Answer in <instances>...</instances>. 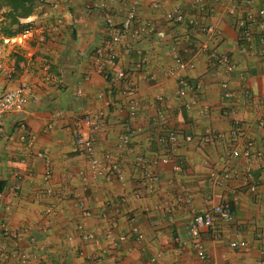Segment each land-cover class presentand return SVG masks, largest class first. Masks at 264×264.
<instances>
[{
    "label": "crops",
    "instance_id": "obj_1",
    "mask_svg": "<svg viewBox=\"0 0 264 264\" xmlns=\"http://www.w3.org/2000/svg\"><path fill=\"white\" fill-rule=\"evenodd\" d=\"M56 1L59 8L52 14L35 7L27 17L33 37L19 33L6 42L0 35V61L13 68L9 79L0 72V91L20 84L28 88L22 111L3 118L0 220L14 236L2 240L0 252L7 257L0 254V264H21L14 253L28 255L22 264H147L151 257L155 264H202L186 221L217 203H230L231 216L199 231L196 239L207 264H256L264 248V159L232 157L228 150L241 148L244 139L254 147L264 140V128L256 124L264 117V70L258 32L253 29L249 43L241 40L227 8L233 3L236 12H252L264 0H251L250 6L246 0H135L134 20L125 15L130 0H105L119 33L112 69L124 73L114 81L93 70L92 51L108 37L99 9L87 13L89 0ZM174 7L196 22L165 21L163 12ZM55 16L62 18L58 32L38 42L36 32ZM136 28L139 33L132 38ZM210 49L228 55L233 70L217 66L207 55ZM174 54L193 61L182 71L190 87L181 97L174 94L176 79L170 72ZM223 77L234 92L231 97L222 95ZM125 81L136 87L135 93L125 91ZM242 88L248 96L239 94ZM129 95L135 101L132 112ZM97 111L103 122L91 135L98 154L109 152L119 177L92 179L86 157L74 150V132L88 134L79 118ZM168 130L178 137L173 146L164 139ZM23 132L33 136L30 147L20 137ZM123 134L128 141L119 147ZM185 135L192 140L183 141ZM37 152L49 160L47 181ZM153 156L170 158L150 169L139 162ZM222 170L229 176L216 185L210 173ZM146 171L157 177L152 189L144 185ZM15 172L21 178L11 196ZM132 225L141 234L139 241ZM82 231L93 236L83 239ZM120 234L126 238L112 246L110 236ZM234 239L245 247H229Z\"/></svg>",
    "mask_w": 264,
    "mask_h": 264
},
{
    "label": "built area",
    "instance_id": "obj_2",
    "mask_svg": "<svg viewBox=\"0 0 264 264\" xmlns=\"http://www.w3.org/2000/svg\"><path fill=\"white\" fill-rule=\"evenodd\" d=\"M201 1V0H197ZM252 3L251 0H246V4L250 6ZM107 4L105 0H89V3L85 5L84 10L89 13L93 10V8H98L101 17L103 20L104 27L108 32L107 39H104L101 44L94 47L92 51V64L93 70L99 73L104 80L107 81H114L123 78L124 73L122 71L113 70L112 65L115 58V51L113 49V44L118 42L119 40V33L114 28V22L112 18V14L107 10ZM152 6H157L156 2H152ZM236 6L232 3L227 8V13L234 16L233 24L240 35V39L249 43L252 40L253 36V29L256 30L259 34V48L257 50L259 56V64L261 68L264 70V6L255 7L252 12L246 10L243 12H236ZM36 8L38 10H45L47 8V13L52 14L59 8V4L56 0H37ZM137 13V6L135 0H130L129 8L127 9L125 15L128 20H134ZM163 19L170 23H181L185 18V14L180 10L178 7L170 8L163 12ZM21 22L29 23V26L24 28L21 32L22 35H27L28 37H33L34 30L30 25L29 20L26 18L20 19ZM186 22L190 25H193L196 20L194 18H188ZM62 23V18L60 16H55L54 21L50 24H45L43 27L40 28L36 32V39L38 42H44L48 35L54 34L58 32L59 26ZM146 27L151 31L153 28L150 25H146ZM206 29H210L207 27ZM139 29H133L131 32V37L134 38L138 35ZM8 40L6 39V42ZM207 52L208 57L213 60V62L224 69L225 72H231L234 68V63L231 58L223 54L221 52L216 51L215 49H210ZM174 60V68L170 71L171 73L175 74L176 79V88H175V96L181 97L186 93V90L190 87L184 75H182V71L191 69L193 67V61L191 58L182 59L178 57L177 54L173 55ZM48 65H44L42 70L44 71L45 78L48 77L47 74ZM0 72L5 76V78H10L13 72L12 67H5L0 61ZM219 86L222 89V95L225 97H231L234 95V92L229 90L227 87V80L223 77L219 81ZM125 91L129 94H133L136 91V87L131 84V82H124ZM81 90L77 89L76 94H80ZM239 94L248 96V92L246 89L242 88L239 90ZM28 97V88L23 85H17L11 87L9 89L0 91V138L3 135L4 127H3V118L6 114L9 113H17L21 112L24 108V105L27 101ZM128 103V110L132 112L134 110L135 101L133 100L132 96L129 95ZM264 102V100H263ZM79 122L81 126H84L88 130V134H83L80 130L75 131L73 134V147L74 150L78 154H82L87 159L88 170L90 171V175L92 179L102 177L108 178L112 175H118V168L116 163L111 161L109 152H102L101 155L97 153L96 146L94 139L92 137V133L98 131L101 127L103 122V113L101 111H97L94 114H86L79 118ZM256 124L262 128H264V117L258 118ZM17 127L23 131H25L24 125L22 122H17ZM27 132H23L20 134V137L26 138L27 143L26 146L30 147L32 144L33 136L26 135ZM217 136H221L220 134H216ZM163 138V137H162ZM161 138V140H162ZM164 139L170 145H175L178 142L177 134L173 131L168 130L165 135ZM183 141H191L192 136L185 135L183 136ZM203 142L207 141V138L201 139ZM128 141V135L123 134L120 136V142L118 143L119 147L124 146ZM199 142V139H196ZM242 147H232L228 150V155L232 157H242L245 160L255 158L257 160L264 159V140L262 141L259 147H254L253 142L250 139H244L242 141ZM36 155L41 156L44 159V171L42 175V179L47 181L50 178L51 171L49 166V160L47 156L42 152H37ZM170 157L169 156H162L157 157L153 156L149 159L140 158V163L145 164L146 167H152L157 165L158 163L166 162ZM174 168L176 170L179 169ZM147 168V169H148ZM150 169V168H149ZM210 176L213 178V183L218 185L223 180H225L229 174L228 172L222 170L219 174L214 175L210 173ZM119 177V176H117ZM14 182L8 187L9 195L13 196L17 193L19 188V181L21 175L18 172L14 173ZM157 177L150 171L145 172V180L144 185L148 189H152L153 184ZM253 190V186L250 187ZM51 191L46 189L44 191V195L49 196ZM136 196L138 194L136 193ZM184 198H187L186 196ZM168 210V209H167ZM46 214L51 213V207L45 209ZM86 215L89 214L88 211H84ZM231 212L230 208L227 204L217 203L209 207L208 209L204 210L201 213H194L192 214L188 220L186 221L187 225V233L192 238V246L196 250L198 258L202 261V264H207L206 262V255L204 248L202 247L200 241L196 239L198 236L199 231L205 228H209L213 225L214 220L218 219L220 221H228L230 219ZM133 218H130V222ZM131 232L134 233L135 241H139L141 239V234L138 232L135 225H132ZM13 232L10 230L7 223L3 220H0V248L3 250L2 240L4 238H11L13 237ZM93 236L91 232L82 231L81 237L83 239H89ZM126 238L125 234H120L118 236H110V243L112 246H116L118 242L124 240ZM228 246L231 248H243L245 247V242L243 240H230L227 242ZM0 254L5 258L7 257V253L5 251H1ZM14 258L17 257L18 261L22 264L28 260V255L25 253H20L16 255V253L12 254ZM147 264H155L154 258L151 257L148 259ZM256 264H264V248L259 250V259Z\"/></svg>",
    "mask_w": 264,
    "mask_h": 264
},
{
    "label": "trees",
    "instance_id": "obj_3",
    "mask_svg": "<svg viewBox=\"0 0 264 264\" xmlns=\"http://www.w3.org/2000/svg\"><path fill=\"white\" fill-rule=\"evenodd\" d=\"M36 7V0H0V35L4 38L13 37L22 32L29 23L20 19L29 16ZM3 183L0 182V191ZM229 208L232 205L229 203Z\"/></svg>",
    "mask_w": 264,
    "mask_h": 264
},
{
    "label": "clouds",
    "instance_id": "obj_4",
    "mask_svg": "<svg viewBox=\"0 0 264 264\" xmlns=\"http://www.w3.org/2000/svg\"><path fill=\"white\" fill-rule=\"evenodd\" d=\"M36 3H37V0H36ZM27 17H28V16H27ZM185 18H186V17H185ZM184 21H185V20H184ZM184 21H183V22H184ZM183 22H181V23H183ZM6 39H9V38H6ZM7 79H9V78H7ZM4 222H5V221H4ZM5 223H6V222H5Z\"/></svg>",
    "mask_w": 264,
    "mask_h": 264
},
{
    "label": "water",
    "instance_id": "obj_5",
    "mask_svg": "<svg viewBox=\"0 0 264 264\" xmlns=\"http://www.w3.org/2000/svg\"><path fill=\"white\" fill-rule=\"evenodd\" d=\"M252 90L254 91L255 89H254V86H252Z\"/></svg>",
    "mask_w": 264,
    "mask_h": 264
},
{
    "label": "rangeland",
    "instance_id": "obj_6",
    "mask_svg": "<svg viewBox=\"0 0 264 264\" xmlns=\"http://www.w3.org/2000/svg\"><path fill=\"white\" fill-rule=\"evenodd\" d=\"M0 12H1V11H0ZM0 41H2L1 36H0Z\"/></svg>",
    "mask_w": 264,
    "mask_h": 264
}]
</instances>
